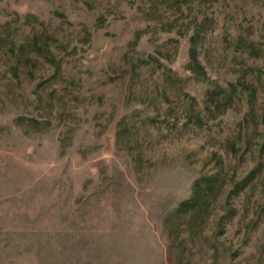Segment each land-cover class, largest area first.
<instances>
[{
  "label": "rangeland",
  "instance_id": "374dc122",
  "mask_svg": "<svg viewBox=\"0 0 264 264\" xmlns=\"http://www.w3.org/2000/svg\"><path fill=\"white\" fill-rule=\"evenodd\" d=\"M0 264H264V0H0Z\"/></svg>",
  "mask_w": 264,
  "mask_h": 264
},
{
  "label": "trees",
  "instance_id": "16d2710c",
  "mask_svg": "<svg viewBox=\"0 0 264 264\" xmlns=\"http://www.w3.org/2000/svg\"><path fill=\"white\" fill-rule=\"evenodd\" d=\"M199 43L200 37L199 34H193L190 38V48H189V57H190V68L195 75H198L201 79L206 78V70L199 59ZM39 47V46H38ZM14 70V74L17 75V66H12ZM59 68V67H58ZM221 106L225 107V102L217 101L215 103V108H220ZM225 109V108H224ZM193 118L196 120L199 118L198 116L193 115ZM35 123H39L37 119H31ZM123 128H126L124 125ZM216 182V178L212 176H208L202 180L201 178L196 179L193 184L192 194L189 198L184 199L179 202L177 207L175 208V212L178 215H183L187 213H191L193 210L198 209V211L203 212L210 206V201L207 200V196L214 189V183ZM174 239H177V243L179 245L183 244L182 238L177 234Z\"/></svg>",
  "mask_w": 264,
  "mask_h": 264
}]
</instances>
